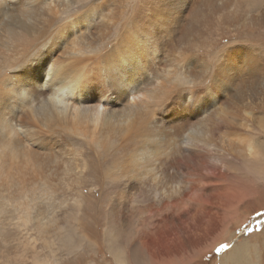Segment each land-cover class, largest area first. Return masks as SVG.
<instances>
[{"label":"bare ground","instance_id":"obj_1","mask_svg":"<svg viewBox=\"0 0 264 264\" xmlns=\"http://www.w3.org/2000/svg\"><path fill=\"white\" fill-rule=\"evenodd\" d=\"M245 2L101 0L107 9L88 16L51 64L19 72L18 90L9 78L29 47L85 9L82 0H0V88L12 97L0 105L2 239L12 237L8 226L69 232L61 214L104 188L118 189L105 203L110 220L123 223L106 234H132L135 259L158 253L150 233L132 228L140 210L155 228L168 224V243L190 245L223 224L229 234L225 208L258 190L240 174L230 178L231 161L253 164L249 177L264 173L260 141L251 137L264 122V46L253 35H264V8ZM242 35L251 46L241 45ZM100 77L122 86L96 89ZM197 92L208 101L180 106L179 97ZM69 236L61 245L75 248ZM116 251L128 264L125 250Z\"/></svg>","mask_w":264,"mask_h":264},{"label":"rangeland","instance_id":"obj_2","mask_svg":"<svg viewBox=\"0 0 264 264\" xmlns=\"http://www.w3.org/2000/svg\"><path fill=\"white\" fill-rule=\"evenodd\" d=\"M245 4V8L247 7L252 11L264 8V0H246ZM253 35L255 38L262 40L261 45L264 46V35H258V33L257 35ZM253 35L252 37H254ZM249 37L242 35L240 37L241 45L251 46L252 43L248 40ZM43 86L47 88L45 84H43ZM260 113L263 114L264 112L261 110L258 114ZM251 137L260 141L262 152L264 153V122L254 123ZM260 139H262V141ZM231 163L234 164L235 169L231 172L230 178L233 177L237 179L235 177L236 174H240L241 178H245V181L247 178V181H249L248 183H252L250 187L249 185L246 187L247 189L251 188L258 190L254 193L255 196L253 195V197H250L251 199L248 201H246V199V202L244 201L239 206L232 207L229 212L225 208V213L229 214L225 222L228 228L230 227V233L227 235L221 234V231L224 229L223 225L226 226L223 224L212 234L198 236L190 245L182 246L179 244L180 242L173 244L168 243L167 239L170 233L168 224L157 229L153 226V216H148V218L146 212L140 210L134 214L132 228L143 231L146 234L150 233L149 240L150 238L152 239L150 243L152 245L155 244L156 248H158V253L150 251L148 254L145 252L144 254L147 259L144 261L135 259L134 255L136 253L138 254V244L134 242V236H132V234H126L124 232H120V235L106 234L111 227L115 229L114 224L118 228L123 224L119 223L121 221L118 220L114 222V218L110 220L109 211L106 209L108 205L107 202L105 203L107 199L109 200V195L112 193V195H115L118 189L104 188L100 196L98 195L99 193L96 192L97 189H95V194L91 195L92 197L85 196L86 203L82 202L78 208H75L74 205L71 204L66 213L61 214L60 217L62 221L60 220V225L62 224L61 226L66 227L69 232L62 230L61 233H56L54 230H47V234L44 236L43 234L46 233V231L42 234H38L35 230L32 231V227L25 229L21 228L23 229L21 230L17 228L13 229V227L8 226L7 232H11L12 235L8 241H4L0 233V264H122L115 259L116 250L119 249L125 250V255L129 262L128 264H222V258L230 255H237L236 257L239 259L238 264L239 261L240 264H264V158L261 157L258 159V163H261V173L263 174L260 176L259 173L255 178L248 176L250 174L249 170H252L251 165L253 164L244 163L242 159L231 161ZM243 175L245 177H242ZM254 180V183L260 185L258 186L255 184L254 186ZM87 181H91V179L88 177L82 181V186L86 188L84 191L87 190L88 185H91H87ZM97 183L99 187L101 181ZM253 186L255 188H253ZM237 189L236 186V190H232L234 192L237 191ZM196 190L198 191L199 187L196 188ZM76 192L78 193L77 190H68L66 193L67 197H73V194L77 195ZM103 194H107L106 197ZM185 202L186 204L188 203L187 200H185ZM86 210L89 212L87 216L85 214ZM91 213L92 215H90ZM232 214L233 216H231ZM146 217L148 218L147 220L145 219ZM10 219L12 220V218L8 220ZM81 219L87 222V228L83 232L77 230ZM142 225H146V230L143 229ZM26 231H29L30 234L26 233ZM81 233H84L83 235L85 238L81 236ZM68 236L69 239L71 237L73 238H71V240L75 243V248L61 245V243H65L64 240ZM87 239L94 242L95 245H88L86 242L88 241ZM115 239H117V241ZM81 241L84 243L79 245ZM221 245H228V247L222 251H218ZM232 247H236L235 249L237 251L232 253ZM238 252L242 253L239 254ZM158 259H160V261Z\"/></svg>","mask_w":264,"mask_h":264},{"label":"snow or ice","instance_id":"obj_3","mask_svg":"<svg viewBox=\"0 0 264 264\" xmlns=\"http://www.w3.org/2000/svg\"><path fill=\"white\" fill-rule=\"evenodd\" d=\"M82 4L85 9L82 15L75 19H69L63 26L53 30L45 35L42 40L35 42L29 47L23 60L17 66V72L12 73L9 78L11 83L18 84V90L19 87H22V85L16 80L20 71L31 70L34 67L41 65L47 67L60 55L65 46L68 45L81 31L80 27L87 24L88 16L93 14L96 10H101L103 12L109 6L107 3L101 5V0H82ZM226 78L227 77L223 75L218 77L217 83L219 84ZM40 79H43V77ZM121 86L122 85L119 81H114L111 78L105 79L104 77L98 78L95 85H93L94 88L102 89L104 91H107L108 88H118ZM11 98L10 95L6 94L4 89L0 88V105L10 102ZM208 99L209 96H204L202 93L197 92L192 95L186 94L179 97L178 102L181 107L187 104L189 108L195 109L201 107L208 101ZM227 247L228 245H221V248L218 249V251H222ZM222 264H238V258L231 255L223 257Z\"/></svg>","mask_w":264,"mask_h":264}]
</instances>
